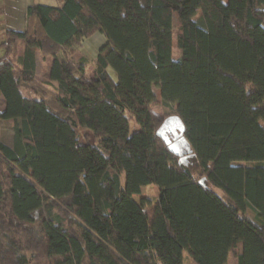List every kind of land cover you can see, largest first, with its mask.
<instances>
[{
    "label": "trees",
    "instance_id": "16d2710c",
    "mask_svg": "<svg viewBox=\"0 0 264 264\" xmlns=\"http://www.w3.org/2000/svg\"><path fill=\"white\" fill-rule=\"evenodd\" d=\"M26 24L1 44L25 50L0 57V264H264V0H61Z\"/></svg>",
    "mask_w": 264,
    "mask_h": 264
},
{
    "label": "crops",
    "instance_id": "0c3cea01",
    "mask_svg": "<svg viewBox=\"0 0 264 264\" xmlns=\"http://www.w3.org/2000/svg\"><path fill=\"white\" fill-rule=\"evenodd\" d=\"M54 3L46 4L47 2L43 3L42 0H0V52L6 50L9 53V58L13 59L17 56L23 54L25 50V45L22 41H18L14 43L10 49H8L5 45L2 46L1 44L7 39V33L9 31H17L22 32L26 29V13L28 8L33 4H43L49 6H59L61 5V0H53ZM107 43V40L103 34L97 33L92 38L86 40L82 48H80L77 54L80 56H84L88 62V72H91V76L88 75L90 79L94 78L95 76V68L94 62L96 57L98 56L102 47ZM3 55V53H1ZM5 55V54H4ZM41 54L38 52L36 55V79H39V73L41 71L40 62H41ZM2 57V56H0ZM47 68H45V73L43 77H47L50 73V65L51 60L46 59ZM20 71V67H17V72ZM45 80V79H44ZM5 110V102L2 99L1 103V111ZM12 130V129H11ZM1 140V139H0Z\"/></svg>",
    "mask_w": 264,
    "mask_h": 264
},
{
    "label": "rangeland",
    "instance_id": "374dc122",
    "mask_svg": "<svg viewBox=\"0 0 264 264\" xmlns=\"http://www.w3.org/2000/svg\"><path fill=\"white\" fill-rule=\"evenodd\" d=\"M42 2L43 3L47 2L46 4H51V3L53 4L54 3L53 0H42ZM176 33H177V28L175 25V36H174V41H173V56L175 59L178 56L177 34ZM1 53H3V55ZM5 53H6V50H4L3 52H0V56H4ZM46 59H48V58H43V56H41V62H40L41 71H40L38 77L42 81H45L44 79L46 78V77H43V74L47 70V69L45 70V68H47ZM88 75L91 76L90 71L88 72ZM154 92L157 96V101L153 107V112L155 113V115L162 118V119L168 118L169 116H171V117L175 116L174 115L175 114L174 107L165 105L163 103L160 89L155 87ZM130 127H131V132L139 131L138 125L135 123L134 119H132V118L130 119ZM0 139L7 144L12 143L13 131L11 130V127L8 124H1L0 125ZM80 140H81V143H86L87 141H89L90 143H94V135L91 132H88L84 129H80ZM170 140L174 144L176 143V139H174L172 136H170ZM158 197H159V187L156 185H150V186L143 188L141 194L136 195L134 197V199L138 203L146 202L147 204H149V201H150L151 204L154 205L155 202L157 201ZM248 214L250 215V213H248ZM239 253H240V246H238V248L235 250V254L230 256L228 264H238L237 256ZM183 262H184V264H194L192 258L190 257V255L187 252L184 253Z\"/></svg>",
    "mask_w": 264,
    "mask_h": 264
},
{
    "label": "water",
    "instance_id": "95a60500",
    "mask_svg": "<svg viewBox=\"0 0 264 264\" xmlns=\"http://www.w3.org/2000/svg\"><path fill=\"white\" fill-rule=\"evenodd\" d=\"M169 121H171V120L168 119V120L166 121L165 124L167 125V124L169 123ZM179 141H181V142H185V139L181 137V138L179 139ZM175 145H176V143H175V144L173 143V144L170 145L169 148H170V149H174V146H175Z\"/></svg>",
    "mask_w": 264,
    "mask_h": 264
}]
</instances>
